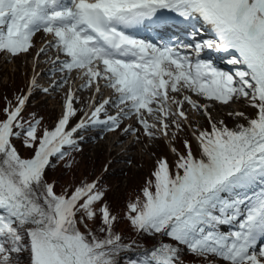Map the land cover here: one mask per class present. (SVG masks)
Listing matches in <instances>:
<instances>
[{
	"label": "snow or ice",
	"instance_id": "obj_1",
	"mask_svg": "<svg viewBox=\"0 0 264 264\" xmlns=\"http://www.w3.org/2000/svg\"><path fill=\"white\" fill-rule=\"evenodd\" d=\"M175 17L202 23L214 39L157 44L136 34L165 31ZM41 31L52 39L37 55L54 49L61 73L51 87L69 86L52 128L25 116L34 91H49L35 78L0 110V264H119L121 252L135 249L139 257L127 264H184L185 250L201 264H264V0H0V52L28 53ZM205 50L229 54L234 71L201 59ZM72 78L82 81L75 90ZM104 88L110 92L100 100ZM83 90L87 100L77 95ZM241 99L253 111H229L235 127L212 115L214 105ZM188 109L209 128L196 127ZM128 118L152 139L175 140L186 123L197 142L195 152L187 139L184 152L173 145L174 165L158 159L143 199L127 204L135 232L161 238L150 247L124 243L114 231L118 217L100 177L60 192L48 177L53 159L80 151L79 131H114Z\"/></svg>",
	"mask_w": 264,
	"mask_h": 264
},
{
	"label": "rangeland",
	"instance_id": "obj_2",
	"mask_svg": "<svg viewBox=\"0 0 264 264\" xmlns=\"http://www.w3.org/2000/svg\"><path fill=\"white\" fill-rule=\"evenodd\" d=\"M48 35L49 34H44L42 31L35 33L34 47H32L28 53H21L12 56L5 52H0V100L3 94L2 90L4 86L6 87L8 85H15L16 88H19L23 83V86L28 90L30 81L33 78L36 79L37 84H39L41 87H51L53 81H55L53 80L52 75L47 74L42 76L41 72L43 71L42 69H46L49 71V65L56 58V51L54 49L48 50L46 54H43L42 56L51 57L49 61L43 63L41 67L35 66V63L38 60L37 53L40 49L41 44L45 41H48V39L46 38ZM230 70L234 71L233 66L230 68ZM57 73L59 72L57 71ZM80 83H82V81L78 78H75V82L73 79H71L70 86L75 90L78 88V85ZM68 86L69 85H65L63 89H53L51 87V89H49L47 93H44L39 89L35 90L34 94H36V99L33 102L30 101L27 107L37 104L36 107L38 110H41L40 113H42L41 115L44 119L45 117H48L51 114H56L55 120H51L52 124L56 123L62 111V104ZM108 92L109 89L106 88L105 94ZM77 95L81 96L82 99L87 100L91 96V93L87 90H83L77 92ZM104 98V94L99 97L100 100H103ZM193 98L196 99L195 96H193ZM200 100L201 103L204 102L203 98H200ZM86 106V104H76L77 108L83 107L84 110ZM211 111L212 115L216 119H224L229 127H235V124L238 121L235 117L228 116L229 111H243L246 115H250L253 110L243 101V99H241L238 100L236 103H232L226 107H221L218 104L214 105ZM83 112L84 111H81L79 113ZM112 112L113 110L110 109L109 114ZM188 112L190 117L194 121H196V127L209 128L207 120L201 117L199 113H193L190 109H188ZM147 118L149 119L150 123L154 122L152 117ZM239 122L243 121L241 120ZM129 125H131L133 129H136V131H123V129L128 127ZM182 128V131L177 132L179 137H185L187 133L188 136L191 138L193 128L189 127L186 123L182 126ZM103 130L104 133L99 132L98 134L91 127H89L83 132H78L77 136L83 137L82 143L84 145L83 149L85 151L82 152V157L79 156V158L81 159L78 163L79 166L76 167L77 173L79 174L82 170L86 169L87 163L85 162V160L90 159V164H92L95 162L96 157H99L96 160L97 169H102L104 165L103 161L107 160L109 164L113 163L114 167L119 169V174H121L119 178H113V182L111 181V189L116 192L126 191L129 186V176L133 174H139L141 169V163L143 164L152 161V158L156 156V153L161 150V140H158L159 138L152 139L144 135L141 125H139L134 118L123 119L121 121L120 127L114 131H109L104 127ZM171 130L172 132H176L175 127H173ZM193 140L194 138H191V144L193 145V148L196 151L197 143L194 144L195 141ZM172 146L173 145L167 144L163 146V148L165 149L164 153L175 161L176 156L170 150ZM101 155H103L104 157L102 158ZM122 157L125 158L124 160H122V162L117 161ZM78 160L79 159H77V161ZM143 177L144 176H141L140 180H142ZM150 238L153 242L159 239V237ZM259 243L264 244V239L260 240Z\"/></svg>",
	"mask_w": 264,
	"mask_h": 264
},
{
	"label": "trees",
	"instance_id": "obj_3",
	"mask_svg": "<svg viewBox=\"0 0 264 264\" xmlns=\"http://www.w3.org/2000/svg\"><path fill=\"white\" fill-rule=\"evenodd\" d=\"M26 88L22 85L19 88H16L15 85H8L4 86L2 90V97L0 100V110H2L9 101H11L13 104L16 103V97L22 95L25 93ZM35 97V94H32L33 98ZM41 110H38L36 107V104L30 107H27L25 109V116L30 119L31 117L28 116L29 113H33L36 115L38 119H42V124L45 127L52 128L53 125L51 124V120H54L56 115L51 114L48 117L43 118L40 113ZM172 131V130H171ZM159 138V137H158ZM187 139L191 143V138L188 136L186 133L185 137L180 138L178 133L177 137L175 140H171L172 144L181 152H184V147H183V141ZM158 140H161L160 138ZM79 143V148L80 151H73L72 152V157L69 159L68 157L65 158V161H67L71 166L66 167L65 166V161H57L56 159H53V163L55 164L54 169H49L48 170V177L51 180H56V191L60 192L62 187H70L74 182L79 183L82 179L88 178V179H95L97 177H100V187L106 191V197L105 199L109 203L112 212L114 215H117L118 220L114 223V231L121 234L123 237V242L124 243H129L131 241H135L136 245H140L141 248L143 247H150L153 244L157 243L161 238L155 242L151 240L150 237L148 236H141L135 232V230L132 228L130 222L126 218V213L128 211L127 209V204L130 202H135L137 198L143 199V194H142V189L146 185L147 181L150 179H154L151 176V173L155 169L156 162L160 158H165L168 160L170 165H174L175 161L174 159L170 158L167 156L164 152L165 149L163 146L165 144L161 140V147L158 153H156V156L152 158V161H149L148 163H141V169L139 174H133L129 176L128 178V188L126 191L122 192H116L113 191L111 183L113 182V178H119L121 174H119V169L114 167V164H109L107 160H104V165L102 169H97V164L96 160L99 157H96L95 162L90 164V159L85 160L86 169L82 170L79 174L77 173L76 167L79 166L78 163L82 157V152L85 150L83 149V143L82 140L78 141ZM17 147L20 149V154L24 157H27L29 155V151L24 149L19 143H17ZM193 147V145H192ZM194 152L195 149L193 148ZM102 158L104 157L101 155ZM77 159H79L77 161ZM102 160V159H101ZM99 161V160H98ZM146 174H145V173ZM141 176H144L142 180H140ZM139 178V181H138ZM112 181V182H111ZM90 226L91 223H90ZM100 226V221L97 220L96 222V227L98 228ZM83 230V228L81 229ZM164 242H168V238L164 237L163 238ZM135 249V245H133ZM140 250L135 249L133 251H125L121 252L120 256L117 258L119 261V264H127V261L129 259H137L139 257ZM26 259V257H25ZM184 264H201L200 260L197 259L196 257H193L192 255L188 254L187 251L185 250V254L182 257Z\"/></svg>",
	"mask_w": 264,
	"mask_h": 264
},
{
	"label": "bare ground",
	"instance_id": "obj_4",
	"mask_svg": "<svg viewBox=\"0 0 264 264\" xmlns=\"http://www.w3.org/2000/svg\"><path fill=\"white\" fill-rule=\"evenodd\" d=\"M211 35H212V32H208V33H207L208 38H210ZM46 38L48 39V41L52 39V37L49 36V35H48ZM45 44H46V41L43 42V43L41 44L40 48L45 47ZM48 50H51V48H49ZM48 50H47V51H48ZM47 51H46V52H47ZM46 52H45L44 54H46ZM42 55H43V54L38 55V57H37L38 60H37L36 63H35V66H36V67H41L43 63L48 62L49 59L51 58V57H43ZM209 55H210V54H209ZM204 56H207V55L204 54ZM210 56H211V55H210ZM41 57H42V58H41ZM212 61L214 62V64H215L216 66L220 65V62H219L216 58H214ZM42 70H43V71L41 72L42 76H43V75H47V74L52 75L53 80H57V79L60 77V75H61V73H57V71L55 70V67L53 66V63H52V62H51V64L49 65V71L46 70V69H42ZM55 73H57V74H55ZM72 79H73L74 82H75V78H72ZM78 83H79V82H78ZM80 84H81V83H80ZM80 84H79V85H80ZM79 85H78V87H79ZM76 88H77V87H76ZM105 92H106V88L103 89V93H104V96L107 97V96L109 95L110 90H109V92L106 93V94H105Z\"/></svg>",
	"mask_w": 264,
	"mask_h": 264
}]
</instances>
